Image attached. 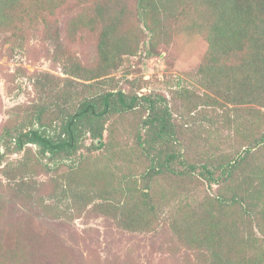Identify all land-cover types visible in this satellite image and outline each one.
<instances>
[{"label":"rangeland","instance_id":"374dc122","mask_svg":"<svg viewBox=\"0 0 264 264\" xmlns=\"http://www.w3.org/2000/svg\"><path fill=\"white\" fill-rule=\"evenodd\" d=\"M86 3L90 5L91 0H43L29 13L17 16L10 28L0 29V135L8 120L23 118L20 113L24 111L18 107L41 102L34 86L36 79L51 74L71 77L83 84L106 77L103 81L107 82L102 87L153 95L161 93L167 97L173 122L181 130L179 146L174 149L183 155V162L178 159L174 169L185 175L179 177L168 171L148 172L149 157L136 136L137 129H142L140 121L146 113L143 109L113 115L104 135L106 145L89 151L87 147L91 140L86 137L81 149L72 157L73 162L69 161L82 170L77 175H94L95 187L96 184L99 187L95 192L91 181L84 185L87 178L77 177L75 180L49 169L37 168L34 163L36 146H32L30 155L31 169L22 177L17 170L24 152H7L1 147V153L6 155L0 166V185L14 187L16 181L25 178L29 182L25 188L33 193L27 196L14 189L8 195L4 217L0 220L3 246L6 247L18 235L29 241L31 259L27 264H209V259L199 255L197 249L180 241L172 219L189 214L191 210L197 212L206 199L217 194L218 185L207 182L200 174L201 166L194 172L195 180L186 175L190 171L188 164L241 149L243 142L240 138L236 134L230 135L236 126L226 119L232 120L238 115L241 122L255 124L253 104H240L233 95L229 99L214 90L206 91L199 68L207 54L208 42L202 33L191 30L190 24L191 20H200L197 15L173 19L169 35L157 40L155 49L150 47V36L138 16H124L127 19L119 25L117 32L119 36L125 35L128 42L113 55L101 73L103 76L88 79L64 73L63 62L67 56L77 58L87 69H96L100 63L102 23L93 27L77 23L70 33L72 20L77 18ZM121 3L127 5L129 11L136 8V0H121ZM148 49L154 52L148 53ZM80 84H77L79 88ZM186 88L198 90L199 97L188 96ZM204 93L213 95L220 103L205 104L200 96ZM197 102L204 116L197 110L193 112L196 115L190 114L192 104ZM252 128L250 125L248 129ZM43 161L48 162L47 158ZM262 166L264 145L256 149L249 166L241 172L255 177ZM4 167L14 173L6 176ZM66 170L63 167L59 171ZM100 171L102 175L96 177ZM55 178L70 181L74 186L87 185L93 200H87L84 209L78 210L81 199L75 202L72 201L74 195L63 198L59 193H52L61 188ZM130 178L132 184L136 182L137 188L151 195V202L156 206L154 212L160 218V221L155 219V230H130L115 218L119 217V212L114 210L109 215L105 208L100 210L96 206L105 203V199L112 202L124 200L120 182ZM261 206L263 203L256 199L253 224L264 243V234L259 231L260 226L264 229V219L259 214Z\"/></svg>","mask_w":264,"mask_h":264},{"label":"trees","instance_id":"16d2710c","mask_svg":"<svg viewBox=\"0 0 264 264\" xmlns=\"http://www.w3.org/2000/svg\"><path fill=\"white\" fill-rule=\"evenodd\" d=\"M42 2L0 0V29L10 28L17 16L22 17ZM135 4L133 11H129L121 0H91L90 5L86 3L82 6L77 18L70 24V33L77 23L93 27L101 22L100 63L96 69H87L77 58L67 56L63 62L64 73L88 79L103 76L101 73L110 64L113 55L118 49L125 48L128 42L125 35L119 36L117 32L119 25L127 19L124 16H138L150 36V47L155 49L157 40L166 39L169 35L173 19L197 15L200 20L190 21L191 30L202 33L208 42L207 54L199 68L202 84L206 91L214 90L229 99L233 95L240 104H253L255 124L241 122L238 115L232 120L226 119V122L236 126L231 129L230 135L236 134L240 138L243 142L241 149L188 164L190 171L186 175L195 180L194 172L201 166L200 174L207 182L218 185L217 194L206 199L197 212L191 210L182 217L174 216L172 225L180 241L197 249L199 255L209 259V264H264V243L253 224L257 212L256 199L263 203L259 214L264 219V166L259 167L255 177L243 173L256 149L264 145V111L261 109L264 108V0H136ZM153 52L148 49V53ZM105 78L83 84L71 77L51 74L36 79L34 86L41 102H34L25 108L18 107L24 111L20 113L23 118L8 120L4 125L0 135V166L6 155L1 153V147L7 152H24L17 172L25 176L31 169L32 146H36L38 151L35 152L34 163L37 168L49 169L75 180L77 177L87 178L84 185L91 181L95 192L99 187L97 184L95 187L94 175H77L82 170L69 161L73 162L72 157L81 149L86 137L91 140L87 147L89 151L106 145L104 135L113 115L143 109L146 113L140 121L142 129H137L136 136L149 157L148 172L168 171L184 176V173L174 169L178 159L183 162V155L176 150L181 130L173 122L167 97L161 93L153 95L126 92L122 88H105L102 87L107 82L103 81ZM77 84L81 85V89ZM186 90L193 99L198 96V90ZM200 96L205 104L220 103L209 93ZM192 107L194 109L189 110L190 114L196 115L193 112L197 110L204 116V111L198 109V102ZM250 125L252 129H248ZM43 158H47L48 162L45 163ZM58 160L61 162L57 163ZM5 167L3 173L6 176L14 173V170H6ZM63 167L67 170L60 173ZM101 175L102 171L96 177ZM56 178L54 180L61 184V188L52 193H59L63 198L74 195L72 201L75 202L81 199L78 210L84 209L87 200H93L87 185L74 186L70 181L62 182V178ZM131 182V178L120 182L119 189L124 200L121 198L112 202L105 199V203L96 206L100 210L105 208L109 215L114 210L119 212V217L115 215V218H119L120 223L130 230H155V219L160 218L154 212L156 206L151 202V195L137 188L136 182ZM15 184L16 187L7 188L0 185V220L4 217L2 215L11 191L15 189L27 196L33 194L25 188L29 185L25 178ZM259 231L264 234L262 226ZM2 238L0 231V264H27L30 261L29 241L18 235L4 247Z\"/></svg>","mask_w":264,"mask_h":264}]
</instances>
